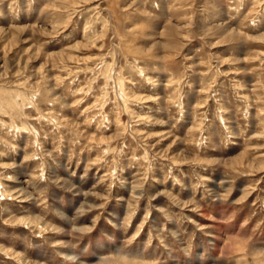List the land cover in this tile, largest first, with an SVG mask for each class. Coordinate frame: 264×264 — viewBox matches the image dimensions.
<instances>
[{
  "label": "rangeland",
  "instance_id": "374dc122",
  "mask_svg": "<svg viewBox=\"0 0 264 264\" xmlns=\"http://www.w3.org/2000/svg\"><path fill=\"white\" fill-rule=\"evenodd\" d=\"M0 264H264V0H0Z\"/></svg>",
  "mask_w": 264,
  "mask_h": 264
}]
</instances>
